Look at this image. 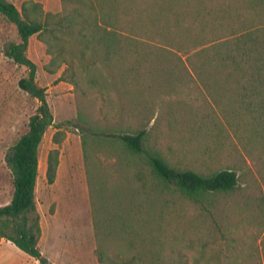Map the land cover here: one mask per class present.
<instances>
[{
	"label": "rangeland",
	"instance_id": "obj_1",
	"mask_svg": "<svg viewBox=\"0 0 264 264\" xmlns=\"http://www.w3.org/2000/svg\"><path fill=\"white\" fill-rule=\"evenodd\" d=\"M8 1L19 10L28 2L39 3L44 12L63 9L61 0ZM213 1L202 0L210 9ZM222 1L238 4L247 16L245 4ZM135 7L134 25L154 37L143 40L151 51L138 74L122 63L81 66L77 60L49 74L45 44L37 35L29 38L27 56L53 116L39 157L59 151L54 183L40 177L35 190L42 254L59 264H99L98 251L115 260L143 254L145 260L135 264H264V124L256 129V120L213 114L215 106L188 82L189 34L168 17L150 23L160 10L155 0H137ZM19 41L15 26L0 15V206L13 191L6 154L39 106L18 86L28 69L3 53L7 43ZM64 56L70 59L69 53ZM137 120L150 128L147 148L167 164L199 173L231 169L237 189L209 198V212L173 188L159 187L160 194L148 198L138 180L145 177L147 183L146 158L131 155L109 137L133 130ZM55 133L62 138L59 145L52 140ZM0 264L38 263L1 240Z\"/></svg>",
	"mask_w": 264,
	"mask_h": 264
},
{
	"label": "trees",
	"instance_id": "obj_2",
	"mask_svg": "<svg viewBox=\"0 0 264 264\" xmlns=\"http://www.w3.org/2000/svg\"><path fill=\"white\" fill-rule=\"evenodd\" d=\"M61 1L62 11L49 13L44 12L39 3H25L19 10L10 1L0 0V15L15 26L20 39L5 45L4 56L28 69V76L21 78L18 86L39 102L29 118L27 131L10 147L5 157L13 191L10 201L0 206V242L9 241L38 264H53L39 247L41 218L35 199L39 147L46 130L53 125V116L46 102V88L37 84L36 65L27 56L29 38L37 35L45 44L47 54L51 56L46 67L49 74H54L62 64L71 65L75 60L81 66L122 63L138 74L141 59L151 51L147 50L151 49L146 44L148 42L143 40L154 39L147 36L149 30L134 25L133 9L137 0ZM155 1L160 10L152 16L150 23L168 17L175 20L176 27L189 34L193 46L184 50L189 65V69L185 68L188 82L194 84V89L201 90L195 89L201 99L215 106L212 107L213 114L227 120H256V129L262 127L264 0H238L241 5H246V17L242 16L238 4L235 6L230 1L214 0L211 9L202 0ZM157 38L163 40V31ZM68 53L70 59L64 56ZM197 110L198 106H195L191 113L195 116ZM142 122L137 120L133 130L123 129L117 134H109V137L117 140L131 155L146 158L150 166L147 183L145 177H138V180L142 181V192L148 198L154 193L159 195V187L173 188L186 200L209 212L206 205L209 198L237 189L238 177L231 169L211 171L208 168L209 173H199L167 164L159 154L147 148L150 128L147 129ZM57 133L52 140L59 145L62 138L57 139ZM83 143L85 145V137ZM58 156L57 149L48 155V184L55 181ZM97 257L99 264H135L145 260L143 254L115 260L104 256L101 251Z\"/></svg>",
	"mask_w": 264,
	"mask_h": 264
},
{
	"label": "crops",
	"instance_id": "obj_3",
	"mask_svg": "<svg viewBox=\"0 0 264 264\" xmlns=\"http://www.w3.org/2000/svg\"><path fill=\"white\" fill-rule=\"evenodd\" d=\"M47 158H48V151H47V153H45V156L43 154H41L40 157H39V153H38V177H37V182L39 181L40 177H42V180H43L45 178V176H46ZM58 173H59V165H58V169H57V175H58ZM37 182H36V185H37ZM51 262L53 264H59L58 262H54V261H51Z\"/></svg>",
	"mask_w": 264,
	"mask_h": 264
}]
</instances>
